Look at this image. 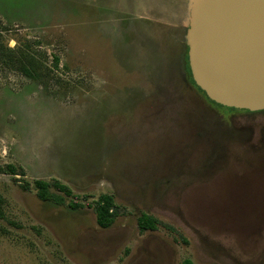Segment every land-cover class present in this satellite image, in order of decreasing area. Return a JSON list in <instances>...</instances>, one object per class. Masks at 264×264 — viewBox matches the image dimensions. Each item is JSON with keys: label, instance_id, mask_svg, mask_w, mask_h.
I'll return each mask as SVG.
<instances>
[{"label": "rangeland", "instance_id": "1", "mask_svg": "<svg viewBox=\"0 0 264 264\" xmlns=\"http://www.w3.org/2000/svg\"><path fill=\"white\" fill-rule=\"evenodd\" d=\"M187 3L0 0V164L25 171L0 174V264L263 263L264 111L184 82ZM15 49L39 78L9 64ZM36 180L77 198L41 201ZM103 194L119 207L109 229ZM142 213L173 230L141 232Z\"/></svg>", "mask_w": 264, "mask_h": 264}, {"label": "water", "instance_id": "2", "mask_svg": "<svg viewBox=\"0 0 264 264\" xmlns=\"http://www.w3.org/2000/svg\"><path fill=\"white\" fill-rule=\"evenodd\" d=\"M183 21L195 84L221 106L264 111V0H188Z\"/></svg>", "mask_w": 264, "mask_h": 264}, {"label": "trees", "instance_id": "3", "mask_svg": "<svg viewBox=\"0 0 264 264\" xmlns=\"http://www.w3.org/2000/svg\"><path fill=\"white\" fill-rule=\"evenodd\" d=\"M6 60L9 62V64L16 70L23 73L25 76L33 79H37L40 77L39 73V67H38V60L37 58L32 55L31 53H28L27 51H22L21 49H15L10 50L9 55L6 57ZM186 72H187V84H192L196 86V88L207 98L209 102H211L213 105L220 107V108H226L228 111H246L247 110H239L235 108H228L221 106L213 101H211L205 94L204 91H202L194 82L190 67L188 65V57L186 56ZM55 66L58 64V58H55ZM0 174H6L11 175L14 180L18 181L16 178L18 175L24 176L25 171L22 167H17L13 164H0ZM22 184H20V188L28 191L31 189L30 182L26 180L21 181ZM35 188L37 189V197L41 201H52L57 204H60L63 202V198L57 195L56 193H63L64 195L68 197H72L73 199L77 198L76 195H74L73 190L67 185L64 184L61 181L53 180L52 182H48L45 180H36L34 181ZM83 205L82 203L76 202L73 200L70 202V207L73 209H79ZM94 210L96 213V221L100 228L102 229H109L113 223L115 222V219L118 215L119 207L114 201L113 195L109 194H103L100 196V198L95 201ZM4 213L2 211V197L0 196V217H3ZM161 222L154 216L142 213L140 217L138 218V227L141 232L145 231H156L159 228V225ZM161 226H164L168 229H172L170 226L166 224H161ZM181 264H195L191 259H184ZM264 264V261L263 263Z\"/></svg>", "mask_w": 264, "mask_h": 264}, {"label": "flooded vegetation", "instance_id": "4", "mask_svg": "<svg viewBox=\"0 0 264 264\" xmlns=\"http://www.w3.org/2000/svg\"><path fill=\"white\" fill-rule=\"evenodd\" d=\"M180 33L182 34V43H181V47H182V53L178 62V65L180 67V71H181V77L184 80L185 83H187V79H188V75L186 72V56L188 57V49L186 46V43L184 41V34H185V30L186 28L184 26H182V28L180 29ZM188 65H189V60H188Z\"/></svg>", "mask_w": 264, "mask_h": 264}]
</instances>
